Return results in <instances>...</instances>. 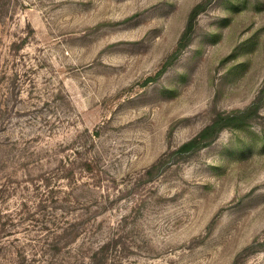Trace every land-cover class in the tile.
Here are the masks:
<instances>
[{"label": "rangeland", "instance_id": "1", "mask_svg": "<svg viewBox=\"0 0 264 264\" xmlns=\"http://www.w3.org/2000/svg\"><path fill=\"white\" fill-rule=\"evenodd\" d=\"M0 0V264H264V0Z\"/></svg>", "mask_w": 264, "mask_h": 264}, {"label": "trees", "instance_id": "2", "mask_svg": "<svg viewBox=\"0 0 264 264\" xmlns=\"http://www.w3.org/2000/svg\"><path fill=\"white\" fill-rule=\"evenodd\" d=\"M209 2L210 0L199 3L193 8L189 17L187 29L178 44L177 51H181L186 45L189 44L194 31L195 19L197 18L198 14L205 9V7ZM263 101H264V84L261 87L258 95L256 96L255 100L253 101V104L250 107L234 113H228L225 115L219 114L196 137L185 142L178 149L177 153H182V154L193 153L198 151L202 147L209 145L212 141L216 139V136L224 127L238 126L240 124H243V122H246L249 119L253 118L262 107ZM105 246H107L106 243L96 251V255L100 256L98 257V261H101V264L103 260L106 258V256L101 257V255L105 252Z\"/></svg>", "mask_w": 264, "mask_h": 264}]
</instances>
